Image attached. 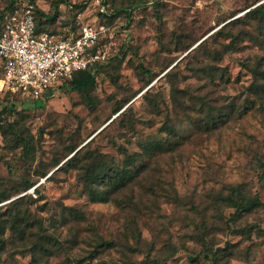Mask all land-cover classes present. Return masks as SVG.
I'll return each mask as SVG.
<instances>
[{"label":"rangeland","instance_id":"obj_1","mask_svg":"<svg viewBox=\"0 0 264 264\" xmlns=\"http://www.w3.org/2000/svg\"><path fill=\"white\" fill-rule=\"evenodd\" d=\"M13 1L0 0V11L10 9ZM19 1H34L37 9L52 14L57 0ZM63 1L48 31L63 33L71 26L105 25L108 30L102 34L101 43L112 59L97 71L91 93L93 105L83 95L61 87L55 88L43 105L17 93L0 91V194L10 196L0 201V216L8 217V203L22 196L16 208L33 223L23 241L6 229L0 264H44V260L33 263L28 250L22 248L24 243L32 245L38 231L56 232L62 238L71 236L72 230L78 234V247L50 257L47 264H76L74 257L86 255L89 249L83 239L100 235L121 243L125 212L112 202L90 201L76 170L64 169L63 162L82 146L81 153L100 152L121 164L125 154L119 152V146L126 148L127 154L140 151L141 143L165 138L164 123L183 135L184 142L151 160L146 176L150 175L153 183L174 188L184 196V206L158 195L153 211L143 210L137 222L142 238L163 252V264H195L191 258L203 249L189 235L191 222L199 225L201 216L191 204L203 209L211 226L214 210L209 196L227 194L228 185L240 184L247 194L264 203V100L259 103L249 93L253 76L243 66L262 56L264 67V36L254 21L235 22L264 0ZM81 4L82 9L78 7ZM113 13L112 20L104 17ZM224 24L229 25L223 29L238 35L234 42L237 48H225L230 38L217 35ZM245 32L259 42L242 38ZM216 53L220 55L215 57ZM173 88L180 91L178 103L172 101ZM200 99L227 114L226 122L205 130L200 117L207 105L200 110ZM8 104L13 108H6ZM231 107L233 112H229ZM19 137L28 141L29 151ZM24 180L34 185L23 191ZM135 186L137 194L140 185ZM62 206L76 207L84 219L73 220L72 227H61ZM233 212L232 208L221 209L213 222L220 227L212 228L213 247L235 244L234 256L227 264H264V204L231 222L228 216ZM226 222L251 226L249 236L231 232ZM167 243L177 247L170 257L166 256L171 252L165 247ZM118 246L119 250H104L95 263L139 264L145 258V252L123 256L121 250L127 248ZM198 262L206 264L202 257Z\"/></svg>","mask_w":264,"mask_h":264},{"label":"trees","instance_id":"obj_2","mask_svg":"<svg viewBox=\"0 0 264 264\" xmlns=\"http://www.w3.org/2000/svg\"><path fill=\"white\" fill-rule=\"evenodd\" d=\"M20 2L19 0L13 1L12 6ZM64 2L63 0H57L53 3V13H45L40 11L34 6V1H28L27 3L32 4L34 7V18L36 23L37 32H50L56 33V31H48V24L53 23L58 15V4ZM80 9L83 8V5L78 6ZM2 12L0 11V20L2 18ZM105 18L112 20L114 13L110 15H105ZM256 24V29L261 36H264V1L258 5H255L252 8H249L242 18H236L235 22H252ZM231 23H234L231 22ZM226 25L224 24L216 33L220 37L230 38L229 43L225 45V48H237L234 45L238 35L232 33L231 30L223 29ZM75 27L71 26L70 30H74ZM69 31V30H67ZM66 31V32H67ZM247 35H242V38H255L252 34L245 32ZM259 42V41H258ZM219 53L215 54V57L219 56ZM256 61L250 65V63H243L245 69L249 70L253 76V81L249 84L248 90L249 93L255 96L258 99L259 103H262L264 100V67H262L263 57H255ZM112 57L107 58V61L111 60ZM107 62V63H108ZM104 64H96L89 69L80 70L74 73L72 79L65 81L61 88L76 92L80 95H83L90 105H93L92 99V90L96 85V75L99 69H102ZM145 72L147 70L143 69ZM221 76L225 75L224 68H219ZM227 80V79H226ZM178 89L173 88L171 93L172 101L175 100L178 103ZM46 98L33 99L34 103L42 102ZM200 110L207 105L205 114L200 117V121L203 123L205 130L210 131L216 128L218 125L224 124L226 122L227 114H224L219 108L212 106L209 102L200 99ZM263 104V103H262ZM261 104V105H262ZM40 105V106H41ZM6 108L11 109L13 105L8 104ZM153 109L158 111V105H153ZM234 108L231 107L229 112H233ZM190 120V119H189ZM12 126V125H10ZM162 131L166 133L165 138L158 140H148L141 143L140 151H135L127 154V149L119 146L118 150L122 154H125L124 159L121 164L115 162L111 157L107 158L104 154L100 152L90 151L89 153H81L82 146L75 150L74 153L67 158L63 164L64 169H75L76 178L79 183H81L82 189L88 194L89 200L92 202H112L119 209L125 212V218L122 223V229L120 235H122V242H116L115 239H103L100 235L95 238L83 239L85 245L89 247L86 255L82 257H74L76 264H107L104 262L95 263L94 260L98 259L100 254L104 250H119L117 247L118 244L124 245L127 249L125 251L121 250L123 256H130L137 252H145V258L139 264H151L157 262L160 264L165 263V256L160 257L163 252L156 249L152 241H147L142 238L141 231L137 222V215L141 214L143 210H151L155 207V201L158 195L171 200L169 202L176 203V205L184 206L183 197L179 195L174 188H169L163 186L160 183H153L152 177L146 176L148 170L150 169V162L156 156L161 155L165 152L174 151L176 146L184 142L185 137L177 133L176 129L168 124L164 123ZM13 133V132H12ZM20 142L24 143V147L30 150V145L28 141H24L22 137ZM16 138V141L19 140ZM75 149V148H74ZM73 148L70 151L74 150ZM59 166L56 170L60 169ZM56 170H53L54 173ZM49 178V177H47ZM141 180L145 182L141 183ZM151 180V181H150ZM136 184H139L140 190L136 194ZM34 184L29 180H24L23 191L32 187ZM228 193H216L209 196V204H211L214 213L210 215L212 219V225L208 226V221L204 217L203 209H200L191 204L190 208L193 209L197 214L201 216L199 225L195 222H191L193 225V231L189 235L190 239L195 242H198L202 246V251L198 255L191 258V261L195 264H200L198 262V257H202L206 260V264H227L228 260L232 259L234 256L235 249L232 248L235 244L227 243V246L224 247H213L212 239L210 234L212 230L219 229V225H213L216 218H219L221 209L232 208L234 212L228 216V219L233 222L235 217H240L244 213H250L256 208L263 206L257 196H250L245 192L242 186L228 185ZM34 192H38L36 188ZM10 196L8 193L0 194V201L8 199ZM151 198V201H150ZM22 196L11 200L8 203V208H11V213L8 217L0 216V252L5 249L6 239L4 234L8 228L15 235V239L23 241L26 239L25 231L28 226H32L33 223L28 221L26 215L16 208ZM147 200L150 201V205L147 203ZM189 202V201H188ZM205 209V207H204ZM61 227H72L71 222L73 220H83L84 214L74 206H62L61 208ZM153 211V210H152ZM235 215V216H234ZM220 222L221 219H220ZM31 224V225H30ZM41 224V222H39ZM226 227L230 229L231 232L247 235L249 236L251 231V226H232L227 222L225 223ZM214 228V229H212ZM71 236H64L57 234L56 232L52 233H43L38 231L37 238L33 241L32 245L27 247V244L24 243L22 248L28 250L32 257L33 263H38L44 260V264H47L50 257H56L60 254L69 252L74 247H78L79 242L77 239V232L71 231ZM171 252H168L166 256L170 257L176 251L177 247L173 243L165 244ZM123 247V246H122ZM164 247V248H165ZM231 247V248H229Z\"/></svg>","mask_w":264,"mask_h":264},{"label":"built area","instance_id":"obj_3","mask_svg":"<svg viewBox=\"0 0 264 264\" xmlns=\"http://www.w3.org/2000/svg\"><path fill=\"white\" fill-rule=\"evenodd\" d=\"M32 4L17 2L0 20V91L46 98L75 72L107 60L108 28L82 25L63 33L37 32Z\"/></svg>","mask_w":264,"mask_h":264}]
</instances>
